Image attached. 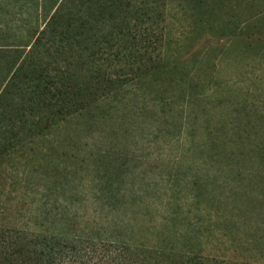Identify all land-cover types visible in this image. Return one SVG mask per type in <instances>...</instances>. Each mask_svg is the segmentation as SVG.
I'll return each instance as SVG.
<instances>
[{
  "label": "rangeland",
  "instance_id": "374dc122",
  "mask_svg": "<svg viewBox=\"0 0 264 264\" xmlns=\"http://www.w3.org/2000/svg\"><path fill=\"white\" fill-rule=\"evenodd\" d=\"M85 1L0 0V264L53 233L264 264V0Z\"/></svg>",
  "mask_w": 264,
  "mask_h": 264
},
{
  "label": "trees",
  "instance_id": "16d2710c",
  "mask_svg": "<svg viewBox=\"0 0 264 264\" xmlns=\"http://www.w3.org/2000/svg\"><path fill=\"white\" fill-rule=\"evenodd\" d=\"M88 5L89 2L87 3L83 0V6L87 7ZM74 17L75 23L80 24L85 19L82 9H77ZM72 21L54 16V23L56 25L52 30V34L55 38H58V36L63 38V42H56V53L58 54L63 53V49L65 50L63 43L66 42L71 49L73 46H77L73 41V37L81 38L86 35L84 24L78 26ZM114 21H116L117 25H121L126 22V18L124 16L118 17L116 13ZM60 76L62 88L58 90V94L65 96L67 90L74 87V81L76 80L74 78L76 76ZM91 79L90 84L96 80V77ZM111 82L108 79V85L111 86ZM100 89L99 84H96V92ZM74 109L71 108L70 110L73 111ZM64 235L62 233H53L51 235L33 234L29 236H14L13 241L7 243L8 247L3 253V264H183L176 260L166 262V259H173L174 255L170 254L168 256L165 251L158 247L138 246L125 240V242H118L120 245L116 246L105 243L103 249L98 252L96 248L97 244L90 247L85 246L88 241H92V238L82 236L68 238ZM82 246L84 247L82 248ZM188 259L185 261V264H192V258Z\"/></svg>",
  "mask_w": 264,
  "mask_h": 264
}]
</instances>
